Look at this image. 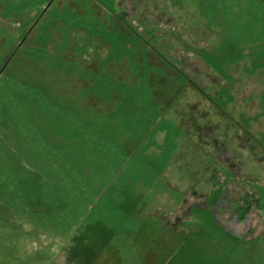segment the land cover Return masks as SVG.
I'll list each match as a JSON object with an SVG mask.
<instances>
[{
    "label": "rangeland",
    "instance_id": "rangeland-1",
    "mask_svg": "<svg viewBox=\"0 0 264 264\" xmlns=\"http://www.w3.org/2000/svg\"><path fill=\"white\" fill-rule=\"evenodd\" d=\"M50 1L0 0V69ZM231 117L264 209V0H53L0 75V264H264L258 214L167 226L229 179L199 143Z\"/></svg>",
    "mask_w": 264,
    "mask_h": 264
},
{
    "label": "flooded vegetation",
    "instance_id": "flooded-vegetation-1",
    "mask_svg": "<svg viewBox=\"0 0 264 264\" xmlns=\"http://www.w3.org/2000/svg\"><path fill=\"white\" fill-rule=\"evenodd\" d=\"M227 128H230V125H227ZM226 133H228V131H226ZM211 139L213 140L215 139V137H211ZM212 140L208 139L210 143H214L216 147L220 149L218 154L219 160L229 166V170H228L229 176L233 175V173L240 170L241 167L239 166L238 163L235 162V158L237 157L236 153L232 149H228L223 142L220 141L213 142ZM246 146L247 144L242 145V150H245ZM239 163L242 164L243 161L241 160L239 161ZM228 184L229 181L227 180L226 184H224L220 188V191L218 192L216 199L213 200L211 203L207 202V197H203L202 201H194L193 203L190 204V206L187 209H184L181 213L176 214L173 222L168 221L167 226L170 227L172 235H175L177 232L182 234L184 233L186 234L188 232L187 224L192 220L196 219V217L193 216V212H192L193 207H197L198 209H206L210 213V216L213 218V211L210 207L217 205L218 215L222 217L221 213L223 211L232 212L230 219H235L237 222H242L245 220H248L249 222L254 214H258L261 218L264 217V209H262L260 206L256 204V200L253 203H249L247 205L234 204L233 199L230 197ZM184 201H185V197H184ZM222 228L225 229L224 227ZM227 232H229L231 235L236 237H239L241 235V233L234 234L231 231H227Z\"/></svg>",
    "mask_w": 264,
    "mask_h": 264
},
{
    "label": "crops",
    "instance_id": "crops-1",
    "mask_svg": "<svg viewBox=\"0 0 264 264\" xmlns=\"http://www.w3.org/2000/svg\"><path fill=\"white\" fill-rule=\"evenodd\" d=\"M220 97H222V96H220ZM219 106H222V105H219ZM236 123H237V121H235V120H233V117H231L230 119H228V124L227 125H230V128H227V125H226V129H224V132L221 134V135H219V134H217V135H215V134H211V135H209L208 137H206L205 136V143H202V142H200L199 144H201L202 146H207V148L206 149H211V148H213L212 147V143H210L209 141H208V139H210L211 137H215L216 139H217V141H220V142H223L226 146H227V148L228 149H232L235 153H236V158H235V162L236 163H238L239 164V162L237 161L238 160V154H237V151L235 150V148H233L232 147V145L234 144V141L235 140H233L234 138H239V136H240V134L239 133H236V135H234V127L236 126ZM235 125V126H234ZM226 131H228V133H226ZM197 136V135H196ZM247 136H249V137H251V135H248V134H245L244 136H243V138L245 137V139L246 140H250V138H248ZM203 137V136H202ZM247 137V138H246ZM216 141V142H217ZM233 142V143H232ZM215 145V144H214ZM210 146V147H209ZM216 146V145H215ZM214 146V147H215ZM243 151H245V150H243ZM219 159V158H218ZM220 161V160H219ZM243 162H244V160H242ZM221 162V161H220ZM222 163V165H226V167L228 168V170H229V166L227 165V164H225V163H223V162H221ZM231 177H232V175H230L229 176V173H228V178L229 179H227L228 181H229V183H230V180H231ZM226 180V181H227ZM226 181L224 180V181H221V183H215V185L214 186H212V188H211V190H210V192L207 194V195H205L204 197H207V198H209V197H212V199L213 200H215L216 199V196H217V194H218V192L220 191V188L224 185V184H226ZM195 191V190H194ZM209 195V196H208ZM223 218V217H222ZM224 219V218H223ZM66 250H68V248H66ZM66 254H62V256H61V258H62V262H65V261H67V257L68 256H66Z\"/></svg>",
    "mask_w": 264,
    "mask_h": 264
},
{
    "label": "water",
    "instance_id": "water-1",
    "mask_svg": "<svg viewBox=\"0 0 264 264\" xmlns=\"http://www.w3.org/2000/svg\"><path fill=\"white\" fill-rule=\"evenodd\" d=\"M51 0L43 9L40 15H38V18L34 21V23L31 25V27L29 28V30L25 33V35L23 36V38L21 39V41L17 44V46L15 47V49L13 50V52L11 53L9 59L6 61V63L1 67L0 69V75L2 74L3 70L5 69V67L7 66V64L9 63L10 59L15 55V53L17 52V50L21 47V45L23 44V42L26 40L27 36L30 34V32L34 29V27L36 26V24L38 23L39 19L42 17V15L47 11V9L50 7V5L52 4ZM213 211V219L214 221L219 224L221 227H224L227 231H231L234 234H238V233H242L245 232V230H247L248 226H249V222L248 220L242 221V222H237L235 219H231V220H225L223 219L220 215H218V206H213L210 207Z\"/></svg>",
    "mask_w": 264,
    "mask_h": 264
},
{
    "label": "trees",
    "instance_id": "trees-1",
    "mask_svg": "<svg viewBox=\"0 0 264 264\" xmlns=\"http://www.w3.org/2000/svg\"><path fill=\"white\" fill-rule=\"evenodd\" d=\"M1 5H2V4H1ZM9 10H10L9 8H6V7H4V6L2 5V6L0 7V15H2V12H6V13L8 14V16H9V15L12 13V12H10ZM4 31L8 32V29L5 28ZM4 31H2V32L5 33ZM26 32H27V30H26ZM26 32H25V33H26ZM31 32H32V31H31ZM0 33H1V32H0ZM8 33H9V32H8ZM25 33H24V35H25ZM3 35H4V34H3ZM24 35H23V36H24ZM14 49H15V47H14ZM14 49H13V50H14ZM13 50H12V51H13ZM17 51H18V50H17ZM16 53H17V52H16Z\"/></svg>",
    "mask_w": 264,
    "mask_h": 264
}]
</instances>
